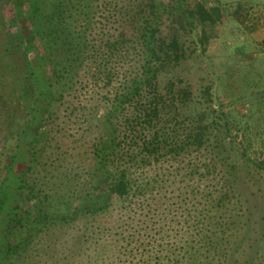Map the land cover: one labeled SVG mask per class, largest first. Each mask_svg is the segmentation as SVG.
<instances>
[{"label": "trees", "instance_id": "trees-1", "mask_svg": "<svg viewBox=\"0 0 264 264\" xmlns=\"http://www.w3.org/2000/svg\"><path fill=\"white\" fill-rule=\"evenodd\" d=\"M2 1L16 24L9 39L8 31L3 36L13 45L0 49V71H7L0 85H11L5 94L11 120L2 126L12 127L2 151L0 264H42L46 242L55 245L58 230L79 226L84 231L66 249L81 256L90 227V264H262L264 233L248 237L250 208L238 185L264 181V155L252 148L248 121L241 125L222 103H212L214 85L201 83L205 76L190 61L205 50L198 26L220 19L221 7L198 9L187 0H0V8ZM189 30L200 51L187 44ZM243 46L249 53L256 45ZM239 60L245 83L233 102L264 85V55L250 64ZM79 74L96 85L118 84L90 112L96 127L90 159L84 172L69 177H82L83 191L49 192L38 177L35 142ZM252 100L255 111L256 102L264 104L262 96ZM169 188H183L179 203Z\"/></svg>", "mask_w": 264, "mask_h": 264}, {"label": "rangeland", "instance_id": "rangeland-1", "mask_svg": "<svg viewBox=\"0 0 264 264\" xmlns=\"http://www.w3.org/2000/svg\"><path fill=\"white\" fill-rule=\"evenodd\" d=\"M187 1L191 5L199 3L196 6L198 9H200L201 5L207 9H211L210 7L213 3L221 7L223 15L220 19H214L213 22L209 21L210 23L205 24V28L201 25L198 26L197 34H201L205 50L201 54L193 52L192 55L196 57L190 61H194L196 66H200L198 68L200 75L205 76V82L201 80V83L206 84V82H211L214 85L212 103L215 105L222 103V109L229 113V116L233 119H239L241 125L244 124V121H248L249 130H251L250 135L253 137L252 148L255 149L257 155H264V112L260 111L264 104L256 102L259 103L258 107L260 109L255 111L254 103H251L253 101L252 96L254 101L258 96H262L264 99V85L253 90L247 88L246 93H249L250 97H244L243 99L236 98L234 102L232 100L235 98V95L241 94L243 90L239 89V87L245 83L239 77L237 70V66L240 63L239 58H244V62L250 64L252 63V57L264 55V0ZM1 5L0 49L3 50L5 47L9 46L10 48V45H13V42L9 43L6 40L9 39L10 34L14 33L15 27L12 24H16V22L12 21L14 15L7 2L2 1ZM3 15L6 17H3ZM5 19H7V23ZM238 26L241 27V30H238ZM5 31H8L6 40L3 39ZM96 31L98 32V29ZM243 31L246 32L247 37ZM186 40L187 44L193 49L200 51L202 44L198 43L194 31L189 30ZM245 42H252L256 46L251 52H245L243 46ZM227 45L233 46V48L226 50L225 47ZM232 50L233 53H231ZM261 62V67H264V60ZM6 72L0 71V84L5 82L4 74ZM80 72L83 73V71ZM75 80L72 88L65 93L57 115L51 118L50 123L39 135L38 143L35 142L38 147H41V157L37 160L38 177L42 180L43 188L49 192L55 190L70 192L71 190H75V193L79 194L83 191L82 186L79 184L82 181V177L72 180L69 177L75 173L84 172L83 169H85L90 159L92 140L96 131V127L92 123L93 121L91 122L90 120V112L94 109L95 103L99 102L102 105L107 102L106 100L111 99L118 84L115 81L112 85L108 86H103L101 83L96 85L91 81L90 77L87 78L81 74ZM9 85L8 82L0 85V174L5 162V156L2 155V151L5 150L3 146L6 143L4 139L10 136L8 133H12V127L3 128L2 126H6L11 120L9 118V100L5 96L11 90V85ZM228 85L231 91H229ZM199 97L201 99L205 98L203 95ZM72 107H75V112H72ZM16 125L18 126V123ZM4 133H7L6 135L8 136H3ZM238 139H240V136L236 140ZM7 140L10 144L13 143L12 138H8ZM164 165L165 168L168 167L167 164ZM24 166V164H16L15 170L25 169ZM150 171L154 172L152 167ZM163 171L166 170L159 169V173ZM69 182H71V187L68 185ZM164 187L156 190V194L159 195L163 192ZM166 191L178 203L183 197V188L181 191L177 189L172 191L170 188ZM238 192L241 198L245 199V204L247 202L250 208L251 219L249 220L250 228L247 230L248 237L252 241L256 240L258 236L260 237V234L264 233V181L252 184L249 182L244 185L240 182ZM79 230L82 234L84 227L79 226L75 229L68 230L63 228L58 230L57 235L55 236L54 234L52 236V238L55 236L52 240L57 243L54 245L51 240L47 241L49 244L46 242L44 245V248H46L45 253L42 251L38 255V259L42 257L44 261L42 264H66L68 262H76L78 264L79 262L77 261L79 260L82 262L80 264H90V227L85 232V236H82L89 243L86 250L81 253V256L76 250L66 249V246L70 244L69 241L79 233ZM65 254L70 255L66 260H64ZM262 255L263 261L261 259V262L263 264L264 253ZM254 263L258 264L257 260Z\"/></svg>", "mask_w": 264, "mask_h": 264}]
</instances>
